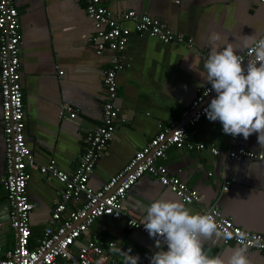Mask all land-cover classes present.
<instances>
[{
	"label": "crops",
	"instance_id": "0c3cea01",
	"mask_svg": "<svg viewBox=\"0 0 264 264\" xmlns=\"http://www.w3.org/2000/svg\"><path fill=\"white\" fill-rule=\"evenodd\" d=\"M115 16L127 10L164 20L176 32L193 38V46L165 43L132 28L125 50L126 67L117 73L119 84L116 105L120 120L115 133L103 150L90 175L93 190L102 187L119 173L133 155L154 137L160 126L185 121L183 113L207 82L200 75L206 54L211 53L209 36L219 33L222 43H232L238 54L245 49V39L264 32V0H103ZM21 23L20 75L26 114L25 140L35 159L47 163L55 159L60 170L70 174L84 150L86 133L101 123L105 87L103 75L111 50L99 54L88 41L94 31L84 0H16ZM198 59L199 64L193 63ZM193 64V68L190 67ZM60 70L63 73H59ZM68 103L77 109L70 119L59 114ZM201 149L172 146L161 162L169 173L178 176L200 195L199 203H186L155 175L145 174L127 193L129 213L145 220L147 207L162 196L184 202L199 212L216 205L223 215L239 226L264 232V168L262 162L230 160L222 152L214 155L208 145L224 148L229 135L219 121L204 118L191 128ZM237 146L263 151L258 134L247 140L241 135ZM6 139L2 125L0 89V248L15 246V231L10 224L9 203L2 185L5 174ZM228 180V182H226ZM224 186H228L224 189ZM62 183L33 169L27 183V195L34 203L30 212L31 244L37 242L51 218L52 208L60 199ZM81 196L73 206L82 205ZM99 240L107 250L106 264H125L126 255H139L138 264H150V256L160 251L156 240L125 219L98 218L85 231L78 244ZM209 255L227 261L235 243H225L218 230L203 238ZM114 241L110 247L108 242ZM120 249L114 252L113 249ZM161 244V249H163ZM250 264H264V253L247 249Z\"/></svg>",
	"mask_w": 264,
	"mask_h": 264
},
{
	"label": "built area",
	"instance_id": "2783aa9c",
	"mask_svg": "<svg viewBox=\"0 0 264 264\" xmlns=\"http://www.w3.org/2000/svg\"><path fill=\"white\" fill-rule=\"evenodd\" d=\"M84 3L86 14L94 25V31L88 37L89 43L99 54L105 50H111L112 54L103 75L106 94L101 123L86 133L83 138L84 150L78 164L70 174H66L59 169L53 158L47 163H39L26 143L24 133L26 114L19 71L21 42L19 10L16 0H0V89L2 125L6 139L5 174L2 185L9 203L10 224L16 236L13 248L5 251L0 248V264H106L107 250L99 240L91 239L79 245V239L98 218L105 215L125 219L129 226L150 236L142 224L145 220L129 213L125 205L127 193L145 174L155 175L186 203H199L201 200L195 189L189 187L178 176L169 173L161 159L165 158L172 146L187 149L204 147V144L194 140L191 128L207 118L204 109L216 96L214 90L209 91L211 85L208 83L199 88L196 97L183 113L185 121L160 126L156 135L136 151L119 173L110 177L99 189L93 190L89 187L88 181L96 162L113 137L120 120V110L116 105L119 92L117 73L127 65L124 53L132 31L126 23L131 22L135 31L146 32L165 43L192 47L193 38L183 32L173 31L164 20L148 14L139 15L130 9L115 16L103 0H84ZM261 36H264V32ZM240 55L245 64L252 59L248 48ZM206 56L208 57L209 53ZM59 73L62 74L63 71L60 70ZM66 112L69 113L70 119H74L78 111L68 103H63L59 114L64 117ZM239 137L229 135L224 148L211 144L208 145V149L214 155L223 152L228 159L234 161L249 159L262 162L264 168V152L237 146L236 141ZM33 169L49 178L58 179L63 187L60 199L52 208L48 224L37 242L31 244L29 220L34 203L27 195V183ZM227 188L228 186H224V189ZM81 196L84 197L82 205L73 206L72 204ZM198 213L211 214L214 217L225 243L241 246L237 236L244 233L246 238L243 244L247 249L264 253V232H255L239 226L232 218L223 215L216 205L202 207ZM108 244L112 247L115 242L109 241ZM161 244L164 247L163 241Z\"/></svg>",
	"mask_w": 264,
	"mask_h": 264
},
{
	"label": "clouds",
	"instance_id": "9594fccd",
	"mask_svg": "<svg viewBox=\"0 0 264 264\" xmlns=\"http://www.w3.org/2000/svg\"><path fill=\"white\" fill-rule=\"evenodd\" d=\"M209 43L212 51L203 71L195 69L211 85L209 91L216 93L204 109L207 118L219 121L223 132L234 137L242 135L247 140L258 134V143L264 147V36L252 34L245 39L244 45L252 56L247 64L232 43H222L221 34L213 32ZM193 63L198 65V59ZM142 224L160 249L150 256V264H250L247 246L243 244L244 233L237 236L241 246L227 261L220 255H209L203 238H210L218 231L214 217L194 213L180 200L157 198L147 207ZM123 252L125 264H138V254L130 255L131 249Z\"/></svg>",
	"mask_w": 264,
	"mask_h": 264
}]
</instances>
